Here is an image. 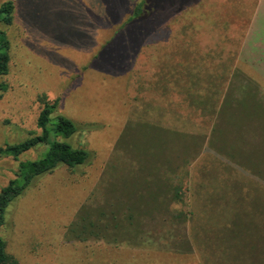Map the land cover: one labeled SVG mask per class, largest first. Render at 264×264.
Wrapping results in <instances>:
<instances>
[{"label":"rangeland","instance_id":"obj_1","mask_svg":"<svg viewBox=\"0 0 264 264\" xmlns=\"http://www.w3.org/2000/svg\"><path fill=\"white\" fill-rule=\"evenodd\" d=\"M8 1L16 8L12 25L0 23L10 43L9 73L0 76L7 86L0 89V146L41 133L45 96L78 126L71 143L91 152L81 168L62 166L36 179L12 204L1 234L8 251L19 264H203L201 253L215 263L210 253L218 231L227 232L231 205L239 195L253 209L256 198L264 200V186L208 149L216 119L196 100L221 102L257 0H148L132 22L143 0H0V6ZM254 26L244 48L261 47L264 55V17ZM240 67L258 75L256 67ZM240 120L264 131V112L249 114L241 104L231 126ZM46 150L20 159H40ZM17 169L11 157L0 158V192ZM168 181L191 184L185 203L168 201ZM216 196L221 203L212 201ZM81 208L93 219L118 210L120 243L69 241ZM174 209L194 210L196 218L178 220ZM203 229L214 239L210 247ZM192 230L201 253L188 251Z\"/></svg>","mask_w":264,"mask_h":264},{"label":"trees","instance_id":"obj_2","mask_svg":"<svg viewBox=\"0 0 264 264\" xmlns=\"http://www.w3.org/2000/svg\"><path fill=\"white\" fill-rule=\"evenodd\" d=\"M148 0L139 2L133 10L130 22L140 19L145 14V6ZM15 4L8 1L0 6V23L10 26L15 18ZM10 43L7 32L0 31V76L9 73ZM0 89L7 90L6 85ZM240 97L234 101L233 97L226 92L221 102H213L212 98L197 99L196 104L214 115L215 122L210 126L208 149L216 156H222L225 162L231 166L243 170L257 178L264 186V131L254 124L240 120L234 127L231 122L238 116L242 104L249 114L264 112V104L250 92H239ZM43 109L37 120V128L41 133L31 131L29 136L15 144L0 146V158L11 157L18 162V169L15 178L1 189L0 192V264H19L17 258L8 251L7 241L2 237V232L7 225L9 210L12 204L20 198L34 181L42 176L52 174L59 167L65 166L68 169L76 170L91 160V152L84 148H77L71 143V139L78 133V126L69 118L57 115L59 101H49L45 96L41 98ZM260 102V103H259ZM209 103V105H208ZM236 104V105H235ZM260 116L257 117V119ZM53 120L57 122L51 126ZM51 126V127H50ZM169 133V132H166ZM169 139L171 135L166 134ZM233 136V137H232ZM198 143L199 138H196ZM246 144L249 146L246 148ZM200 145V144H199ZM46 146L47 150L40 159L23 161L20 158L35 149ZM257 151L256 155L254 152ZM167 198L169 202L185 203V197L192 193L191 184L174 183L168 181ZM171 183V184H170ZM174 183V184H172ZM223 200L225 199L224 191ZM160 194L152 196L153 202H159ZM163 196V193L161 194ZM230 200V199H229ZM228 200V201H229ZM214 203H221V197H213ZM227 201V202H228ZM244 196L236 198L231 205L229 216L230 223L226 225V231L221 229L216 234L213 253L217 258L211 263L209 256L200 252L198 243L200 235L197 236L192 230L188 251L201 253L203 264H264V200L256 198L253 202V209L247 208ZM188 205V203H187ZM174 217L178 220L194 221L196 214L194 210H172ZM93 219L92 214L80 209L75 219L67 229L69 241L88 242L91 240L104 241L108 243H120L117 230L121 228L118 210H111L109 213L101 211ZM260 223H257L259 219ZM129 225L134 224V214L127 217ZM257 220V221H256ZM259 224V225H258ZM194 226V222H193ZM193 229V228H192ZM207 245L213 244L214 239L207 230L203 229ZM202 237V235H201ZM202 246V245H201Z\"/></svg>","mask_w":264,"mask_h":264},{"label":"crops","instance_id":"obj_3","mask_svg":"<svg viewBox=\"0 0 264 264\" xmlns=\"http://www.w3.org/2000/svg\"><path fill=\"white\" fill-rule=\"evenodd\" d=\"M260 16L264 17V0H257L256 6L254 8V13L252 15L253 21L251 22L247 33H245V35H244L243 42H241V45L239 46L240 52H239V57H238V61H239L238 63L240 66H251V68H252V69L250 68L251 70H254L253 68L256 67L258 69V75L257 74L254 76L246 75L245 73H248L249 71L246 70L247 72H245L240 66L239 67L236 66V69L234 71V75L229 77L231 83L228 84L229 85L228 88L226 87V89H227L226 94L227 93L229 94L228 89H229V91H230V89H234L236 81L239 84V85L237 84L238 87L236 86L237 91L236 92L233 91V92H235V94L234 93L231 94L234 101L239 99V97H240L239 92H250L252 95H254L257 98L258 101H261V103L263 102V98H262L263 94L260 91L262 90V92H264V90H263L264 89V86H263V82H264V80H263V78H264V61L262 60V58H264V55L260 51H258V50L263 49V48L254 47L252 50L244 48L247 46L246 42L248 41V36L250 34V31L254 30V28H255L254 24L256 23L258 17H260ZM244 44H246V45L244 46ZM241 53H242V55H241ZM254 58H257V59H254ZM260 66H263L262 69L259 68ZM251 73H254V72H251ZM245 76H247V77H245ZM233 77H235V78H233ZM232 82L234 83V85H232ZM259 82L262 83V85H259L258 84ZM223 86L225 87V84ZM230 92H232V91H230ZM229 96H230V94H229Z\"/></svg>","mask_w":264,"mask_h":264}]
</instances>
